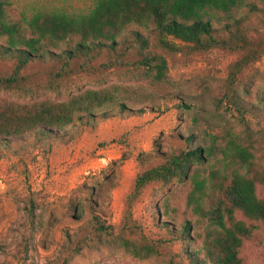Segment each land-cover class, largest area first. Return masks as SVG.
I'll list each match as a JSON object with an SVG mask.
<instances>
[{"label": "rangeland", "instance_id": "374dc122", "mask_svg": "<svg viewBox=\"0 0 264 264\" xmlns=\"http://www.w3.org/2000/svg\"><path fill=\"white\" fill-rule=\"evenodd\" d=\"M257 3L241 26L249 37L264 41V4ZM93 5L94 0H10L6 10L10 20L27 26L38 9L85 12ZM210 15L217 35H227V25L234 28L232 20L215 11ZM138 28L149 45L141 46L127 29L118 39L117 52H124L118 64L103 65L111 57L104 48L88 68L74 57L68 68L59 69V53L73 48L75 37L29 60L18 86L0 89V98L17 101L63 100L88 87L113 84L143 92L125 100L124 110L118 104L98 109L95 117L54 136L30 133L0 144V264H192L188 250L200 240L174 238L194 217L186 207L190 182L182 179L148 184L132 206L141 228L126 236L154 240L158 254L142 259L121 245L128 195L138 174L227 130L264 147V108H256L253 94L264 85V53L231 84L232 64L242 52L168 51L153 33ZM160 57L167 60L162 78L156 69ZM15 63L16 58L0 59V73ZM258 191L264 197V186ZM166 199L175 211L162 216L158 207ZM242 253L250 264H264V230H254Z\"/></svg>", "mask_w": 264, "mask_h": 264}, {"label": "trees", "instance_id": "16d2710c", "mask_svg": "<svg viewBox=\"0 0 264 264\" xmlns=\"http://www.w3.org/2000/svg\"><path fill=\"white\" fill-rule=\"evenodd\" d=\"M257 2L264 4V0H94L92 8L85 12L38 9L26 26L20 20H10L6 10L10 0H0V59L16 58L13 69L0 73V89L18 86L21 70L29 60L48 52L49 46L60 48L75 37V46L59 53V69L68 68L74 57L78 58V66L88 68L104 48L109 49L111 57L103 65L118 64L124 55L117 52L118 39L127 29L141 46L149 45V37L138 27L153 33L158 46L168 51L222 48L242 52L232 64V84L246 65L264 53V41L249 37L241 26L248 12L256 10ZM211 11L232 20L234 28L227 25V35L215 33ZM156 69L158 78L166 75L164 57L158 59ZM142 93L135 86L113 84L88 87L63 100L17 101L1 97L0 144L8 145L30 133L42 138L54 136L84 117H95L98 109L118 104L124 110L125 100L138 98ZM253 94L254 105L263 109L264 85H259ZM174 179L190 182L186 207L194 217L181 224L174 238L200 240L188 250L192 264H250L242 251L255 229L264 230V197L258 191L264 186V147L259 149L256 140L227 130L221 138L214 136L210 143L171 154L139 173L128 195L119 236L121 245L131 255L145 259L159 251L158 244L144 235L126 236L141 228L133 217L135 200L148 184ZM158 208L162 216L175 211L167 199Z\"/></svg>", "mask_w": 264, "mask_h": 264}]
</instances>
